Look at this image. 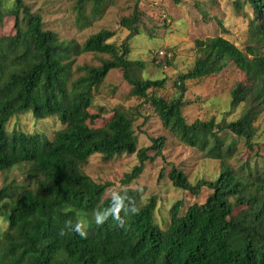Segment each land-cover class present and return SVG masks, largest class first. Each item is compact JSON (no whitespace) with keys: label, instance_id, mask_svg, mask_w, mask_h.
<instances>
[{"label":"trees","instance_id":"obj_1","mask_svg":"<svg viewBox=\"0 0 264 264\" xmlns=\"http://www.w3.org/2000/svg\"><path fill=\"white\" fill-rule=\"evenodd\" d=\"M24 1L0 0V23L12 16L15 29L12 36L0 38V172L20 168L27 182L14 190L0 188V212L7 213V227L0 232V264H264V168L245 164L233 169L228 160L234 144L225 147L219 138L228 131L253 149L254 123L264 108V53L259 49H264V0L234 1L235 10L245 4L251 11V40L244 50L222 36L195 41L194 64L177 76L179 95L172 98L158 94L165 77L133 76L146 66L129 59L127 45L133 33L139 34L138 4L131 17L119 21L129 32L126 41L109 43L114 33L101 30L78 45L45 31L41 17ZM104 2L75 0V25L88 27ZM88 4L90 19L84 14ZM88 53L109 58L99 66L76 65L75 58ZM164 54H158L164 60L158 62L160 67L172 62ZM229 64L242 73L243 81L230 90L228 106L234 111L244 105L245 110L235 120L187 124L186 83L219 75ZM112 70L121 72L132 97L151 105L175 140L220 164L215 179L195 184L169 165L166 176L173 188L194 196L201 189L209 193L202 204H192L183 213L182 202H175L164 230L155 221V197L142 203L140 194L128 189L106 196L111 184L96 183L80 168L96 154L106 159L135 154L137 165L121 180L128 186L140 177L146 162H166V137L151 138L148 147L137 150L132 119L123 112L113 111L103 127L89 126L100 116L88 112L92 91ZM27 112L35 120L55 117L63 128L51 139L37 133L8 134L9 120ZM163 176L162 170L159 178ZM235 207L243 208L234 216Z\"/></svg>","mask_w":264,"mask_h":264},{"label":"rangeland","instance_id":"obj_2","mask_svg":"<svg viewBox=\"0 0 264 264\" xmlns=\"http://www.w3.org/2000/svg\"><path fill=\"white\" fill-rule=\"evenodd\" d=\"M235 0H105L100 10L101 13L91 24L85 28L75 25L77 12L75 0H25L31 13L38 14L43 22L45 31L57 34L60 41H74L82 45L92 34L101 30L114 33L109 43L120 45L128 37L129 32L119 26L122 18H129L133 13L135 4H138L139 34L133 33L128 39L129 59L140 60L145 63L144 69L133 76L147 77L153 80L166 78L165 87L159 95L172 98L179 95L174 87V82L179 74L189 71L196 58V40L222 36L235 43L242 50L250 45L248 25L251 11L243 4L240 10H235ZM91 5L88 4L84 14L91 18ZM15 33L14 18L6 16L0 23V38L12 36ZM260 53H264V49ZM159 51L168 54L172 62L167 67L158 66L163 59ZM159 52V53H157ZM158 54L160 56H158ZM108 55L83 54L75 58L76 65L99 66L102 60H107ZM152 59L155 62H152ZM164 61V60H163ZM243 81V75L233 65L229 64L219 75L187 82V91L183 99L188 103L183 108V116L187 124L195 120L215 122L222 119L235 120L244 110L240 105L230 111L229 93L232 87ZM130 85L126 83L119 70L108 73L102 83L92 91V106L88 112L99 114L90 127H103L112 117L113 111L118 110L127 114L132 119V126L137 134V150L148 147L150 139L157 136L166 137L163 155L166 162L156 159L146 162L140 177L128 186H123L121 180L124 174L129 173L137 165L136 155L121 154L109 159L102 155H93L81 165V171L96 183H110L106 196H112L118 191L126 189L138 192L142 203L150 197L157 200L155 221L164 230L168 224V212L172 205L182 202L180 210L183 213L192 204H202L209 191L201 189L198 196L189 192L177 190L172 187L167 178L169 165H174L182 171L191 184L198 180H213L217 177L220 164L217 160L205 158L197 149L188 148L180 144L167 131L162 128L159 119L155 116L153 108L142 99L130 95ZM145 119V122H144ZM144 122V124H143ZM256 135L252 141L253 149L249 150L244 140L234 137L228 131L220 133L219 138L227 147L231 142L235 150L228 164L233 169L241 165L250 168H264V108L254 123ZM63 126L55 117L42 120L33 119L30 112L12 117L6 125V131L25 134H40L51 139L53 134ZM152 156V153H148ZM257 168V169H258ZM163 170V177L159 178ZM24 172L14 168L7 172H0V188L8 185L12 189L25 185ZM243 207L233 208V215H237ZM4 210L0 212V232L6 229Z\"/></svg>","mask_w":264,"mask_h":264},{"label":"clouds","instance_id":"obj_3","mask_svg":"<svg viewBox=\"0 0 264 264\" xmlns=\"http://www.w3.org/2000/svg\"><path fill=\"white\" fill-rule=\"evenodd\" d=\"M96 220H97V223H100L101 222V218L100 217H96ZM76 231H80V227H79V225H77V227H76ZM80 234L81 235H84V233L83 232H80Z\"/></svg>","mask_w":264,"mask_h":264},{"label":"built area","instance_id":"obj_4","mask_svg":"<svg viewBox=\"0 0 264 264\" xmlns=\"http://www.w3.org/2000/svg\"><path fill=\"white\" fill-rule=\"evenodd\" d=\"M160 54H161L162 56H165V54H164L162 51H160Z\"/></svg>","mask_w":264,"mask_h":264}]
</instances>
